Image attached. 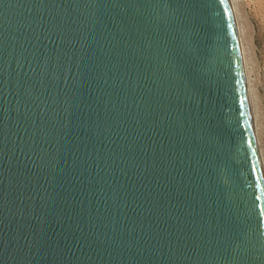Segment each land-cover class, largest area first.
I'll return each mask as SVG.
<instances>
[{
	"label": "water",
	"instance_id": "1",
	"mask_svg": "<svg viewBox=\"0 0 264 264\" xmlns=\"http://www.w3.org/2000/svg\"><path fill=\"white\" fill-rule=\"evenodd\" d=\"M0 264H264L228 0H0Z\"/></svg>",
	"mask_w": 264,
	"mask_h": 264
},
{
	"label": "rangeland",
	"instance_id": "2",
	"mask_svg": "<svg viewBox=\"0 0 264 264\" xmlns=\"http://www.w3.org/2000/svg\"><path fill=\"white\" fill-rule=\"evenodd\" d=\"M228 1L238 25L237 37L240 34L241 38L238 37L251 129L264 183V0Z\"/></svg>",
	"mask_w": 264,
	"mask_h": 264
},
{
	"label": "bare ground",
	"instance_id": "3",
	"mask_svg": "<svg viewBox=\"0 0 264 264\" xmlns=\"http://www.w3.org/2000/svg\"><path fill=\"white\" fill-rule=\"evenodd\" d=\"M231 10H232V9H231ZM232 13H233V11H232ZM233 17H234V20H235V19H236V18H235V14L233 15ZM235 24H236V23H235ZM237 27H238V25L236 26V30H237ZM237 31H238V30H237ZM238 33H239V31H238ZM238 33H237V34H238ZM239 36H240V34H239ZM239 36H238V37H239ZM239 38H240V37H239ZM239 38H238V40H239ZM240 39H241V38H240ZM239 43H240V42H239ZM241 51H242V50H241ZM241 51H240V53H241ZM242 52H243V51H242ZM241 54H242V53H241ZM242 60H243V59H242ZM245 69H246V68H245ZM246 71H247V70H246ZM243 74H244V73H243ZM244 76H245V75H244ZM245 77H246V76H245ZM246 86H247V85H246ZM250 93H251V92H250ZM250 93H249V94H250ZM247 94H248V93H247ZM252 124H253V123H252ZM255 142H256V141H255ZM255 144H256V143H255ZM255 146H256V145H255ZM259 163H260V162H259ZM260 164H261V163H260ZM261 165H262V164H261ZM261 167H262V166H261ZM261 170H262V168H261ZM261 172H262V171H261Z\"/></svg>",
	"mask_w": 264,
	"mask_h": 264
}]
</instances>
